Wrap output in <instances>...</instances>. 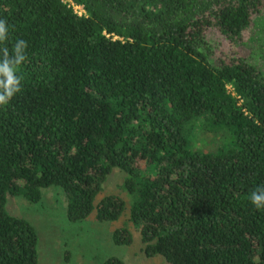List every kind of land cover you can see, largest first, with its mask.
Masks as SVG:
<instances>
[{
  "label": "trees",
  "instance_id": "1",
  "mask_svg": "<svg viewBox=\"0 0 264 264\" xmlns=\"http://www.w3.org/2000/svg\"><path fill=\"white\" fill-rule=\"evenodd\" d=\"M74 1L85 15L61 0H0L8 47L28 42L22 92L0 107V264H38L36 228L8 196L37 202L59 185L69 220H116L121 196L95 200L114 168L128 174L146 257L264 264V212L248 199L264 186V76L242 57L211 58L206 39L215 29L236 41L264 0ZM204 123L227 129L228 144L192 148L188 131Z\"/></svg>",
  "mask_w": 264,
  "mask_h": 264
},
{
  "label": "rangeland",
  "instance_id": "2",
  "mask_svg": "<svg viewBox=\"0 0 264 264\" xmlns=\"http://www.w3.org/2000/svg\"><path fill=\"white\" fill-rule=\"evenodd\" d=\"M206 39L212 46L211 58L242 57L264 76V10L256 15L236 41L215 29L208 30ZM228 89L232 91L230 85ZM188 138L192 148L207 151H215L231 139L227 129L212 127L207 123L194 124L188 131ZM127 176L123 170L114 168L102 183L95 199L106 194L121 196L126 208L116 220L99 221L93 214L82 220H69L66 215V194L59 185L43 188L37 202L21 195L8 196L6 208L14 215L26 218L36 228L38 264H100L110 256L121 258L124 264H169L161 256L146 257L142 253L140 234L127 219L128 206L134 198V194L124 186ZM121 225H127L132 233L129 244H115L112 241L113 229Z\"/></svg>",
  "mask_w": 264,
  "mask_h": 264
},
{
  "label": "clouds",
  "instance_id": "3",
  "mask_svg": "<svg viewBox=\"0 0 264 264\" xmlns=\"http://www.w3.org/2000/svg\"><path fill=\"white\" fill-rule=\"evenodd\" d=\"M9 28L5 19H0V107H6L13 98L22 92V66L27 62L28 42L18 39L9 44ZM250 204L264 212V186L255 187L248 196Z\"/></svg>",
  "mask_w": 264,
  "mask_h": 264
},
{
  "label": "built area",
  "instance_id": "4",
  "mask_svg": "<svg viewBox=\"0 0 264 264\" xmlns=\"http://www.w3.org/2000/svg\"><path fill=\"white\" fill-rule=\"evenodd\" d=\"M61 1L65 3L67 6L71 7L76 14L78 15L86 14V10L82 3H77L74 0H61ZM232 93H234L233 89H232Z\"/></svg>",
  "mask_w": 264,
  "mask_h": 264
}]
</instances>
